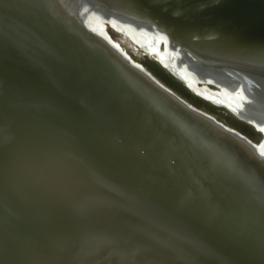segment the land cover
Segmentation results:
<instances>
[{
    "label": "bare ground",
    "instance_id": "6f19581e",
    "mask_svg": "<svg viewBox=\"0 0 264 264\" xmlns=\"http://www.w3.org/2000/svg\"><path fill=\"white\" fill-rule=\"evenodd\" d=\"M87 1L144 72L50 0H0V264H264V159L121 42L199 56L200 94L264 119V0Z\"/></svg>",
    "mask_w": 264,
    "mask_h": 264
},
{
    "label": "water",
    "instance_id": "95a60500",
    "mask_svg": "<svg viewBox=\"0 0 264 264\" xmlns=\"http://www.w3.org/2000/svg\"><path fill=\"white\" fill-rule=\"evenodd\" d=\"M50 1L54 4V7H56V9L58 8L63 13L68 15L74 22H78L79 25L83 27L86 31L95 34L96 37H98L106 44H108L110 47H112L114 50H116L131 65L136 67L138 70L144 72L143 65L138 61H135L133 57H131V55L126 51V49H123L122 45L116 43L112 39L111 35L108 33L109 30L113 35L122 36L121 30H118L111 23L108 22L105 25H98L92 22L91 15L96 16L98 18L101 17V15L98 11H95L93 8H88L89 2L87 0H50ZM90 2H94V0H90ZM77 3L80 5L79 7H77L76 5ZM102 11L108 12L107 9L104 8L102 9ZM152 29L157 31L155 24L152 25ZM131 32L135 34V37L136 36L138 37V32L136 30H132ZM132 33H129V37L131 39H133V37L130 35ZM133 41L135 40L122 39L121 42L123 46H126V48L129 49L132 55L135 56L136 58L139 59H141V57L146 58L145 61H143L142 59L141 60L145 62L149 67H151L155 72H157L163 79H165L170 85H172L180 93H182L187 98L191 99L196 104L201 106L203 110H209L213 112L215 115L211 116L206 111H198L192 108L193 111H196V113H198L205 119H208L210 122L218 126L223 131L231 134L242 143L249 145L251 148L254 149L257 157H259L260 159H264V146L250 141L240 131L223 123V121L233 122L243 130L253 135L255 134L257 136H260L263 131H261L260 128H258V125H264V119L257 118L251 113L247 114V113H243V111L238 112L237 111L238 105L235 102L231 101L230 105L224 102L220 103L219 100H215L216 98L210 96L207 90H205L202 94H200V92L196 90V87L199 86L198 83H200L202 80L195 81L192 77H189L190 75L189 68H199L197 65L198 61H201V60H197L198 58L200 59L199 56H197L196 59L192 58L191 56H188V59L190 60L189 65L184 63V66L180 67L178 65V62L176 63L172 62L173 67L167 68L159 60H157L158 59L157 57H154V55H151L149 52H147V50L144 49L138 42L135 41L136 45H133ZM178 46L183 47L185 49L186 54L188 55L197 54L195 49H193L188 44L186 45L182 41H180V43L178 41ZM176 50L179 52V48H176ZM174 68L177 69V72L174 70ZM208 82L209 84H213V82L211 81ZM232 90L236 93H239L241 90H243V86L235 85L232 88ZM238 95L236 96L238 97ZM178 99L182 103L187 104L183 99L180 98ZM238 99L242 103L247 102L246 100H243L244 99L243 97H238ZM5 264H15V263L8 262Z\"/></svg>",
    "mask_w": 264,
    "mask_h": 264
},
{
    "label": "rangeland",
    "instance_id": "374dc122",
    "mask_svg": "<svg viewBox=\"0 0 264 264\" xmlns=\"http://www.w3.org/2000/svg\"><path fill=\"white\" fill-rule=\"evenodd\" d=\"M141 59L143 60V61H145L146 60V58H144V57H141ZM165 80V79H164ZM166 81V80H165ZM231 124L233 123V122H230ZM245 131V130H244ZM247 132V131H246ZM247 133H249V132H247Z\"/></svg>",
    "mask_w": 264,
    "mask_h": 264
}]
</instances>
